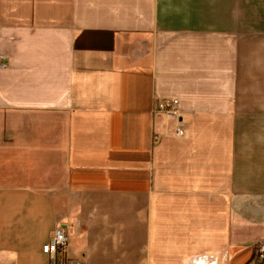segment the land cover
Instances as JSON below:
<instances>
[{"label":"crops","instance_id":"1","mask_svg":"<svg viewBox=\"0 0 264 264\" xmlns=\"http://www.w3.org/2000/svg\"><path fill=\"white\" fill-rule=\"evenodd\" d=\"M0 57V264H264V0H0Z\"/></svg>","mask_w":264,"mask_h":264},{"label":"built area","instance_id":"2","mask_svg":"<svg viewBox=\"0 0 264 264\" xmlns=\"http://www.w3.org/2000/svg\"><path fill=\"white\" fill-rule=\"evenodd\" d=\"M5 61L3 57H0V66H4ZM177 104H178V99H171V100H158L156 103V109L159 111L165 112L167 115H178V109H177ZM178 134H183V130L181 127H178L177 130ZM68 236L62 227H58L50 242L47 243L46 245L43 246V251L46 254H49L51 257L55 258L56 255L63 251L67 245H68ZM257 257L259 259H264V241L260 243L258 246V251H257ZM65 264H85L81 260H72V261H67Z\"/></svg>","mask_w":264,"mask_h":264}]
</instances>
